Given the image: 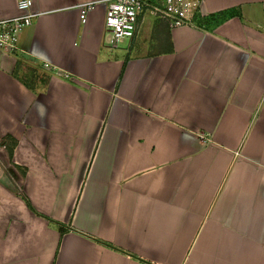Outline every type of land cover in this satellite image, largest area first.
<instances>
[{
    "label": "crops",
    "instance_id": "obj_1",
    "mask_svg": "<svg viewBox=\"0 0 264 264\" xmlns=\"http://www.w3.org/2000/svg\"><path fill=\"white\" fill-rule=\"evenodd\" d=\"M30 9L0 47V264H264V0L113 47L104 0Z\"/></svg>",
    "mask_w": 264,
    "mask_h": 264
},
{
    "label": "built area",
    "instance_id": "obj_2",
    "mask_svg": "<svg viewBox=\"0 0 264 264\" xmlns=\"http://www.w3.org/2000/svg\"><path fill=\"white\" fill-rule=\"evenodd\" d=\"M103 19L104 42L116 46L124 38H132L138 31L143 15L147 12L163 20L169 27L196 25L202 0H104ZM32 0H16L18 14L0 18V47L9 50L17 49L18 35L32 22L35 15L31 11ZM95 1L79 3L82 11L80 20L85 19V10L94 6ZM47 66V62H43ZM9 166V164H5ZM12 186L19 191L16 178L8 173Z\"/></svg>",
    "mask_w": 264,
    "mask_h": 264
},
{
    "label": "trees",
    "instance_id": "obj_3",
    "mask_svg": "<svg viewBox=\"0 0 264 264\" xmlns=\"http://www.w3.org/2000/svg\"><path fill=\"white\" fill-rule=\"evenodd\" d=\"M195 19H196V25H198V26H203V23H200V22L197 20V16H196ZM2 143H3L4 148L6 149L7 154H8V156H9V158H10V154H11L12 147H13V144H14V143H13V139H12L10 136H5V138H3V140H2ZM8 162L11 163V161H8ZM11 165L14 166V168H17V166L14 165L13 163H11ZM7 172L10 173V174H12V176L15 175V172H14L13 170L9 169V168H8ZM20 173H23V170L20 169ZM14 177H15V176H14ZM8 178H9V177H8ZM14 188H15V187H14ZM15 190H16V188H15ZM16 191L19 192L20 195H22V197L25 199L26 203H28V201L26 200V197L20 192V190H19V191L16 190Z\"/></svg>",
    "mask_w": 264,
    "mask_h": 264
},
{
    "label": "rangeland",
    "instance_id": "obj_4",
    "mask_svg": "<svg viewBox=\"0 0 264 264\" xmlns=\"http://www.w3.org/2000/svg\"><path fill=\"white\" fill-rule=\"evenodd\" d=\"M19 73L20 74H22L23 76H25V77H27V74H28V72H26V70L25 71H20L19 70ZM16 191V190H15ZM17 192V191H16ZM17 193H19V192H17Z\"/></svg>",
    "mask_w": 264,
    "mask_h": 264
}]
</instances>
